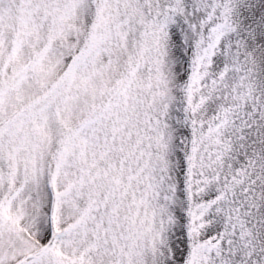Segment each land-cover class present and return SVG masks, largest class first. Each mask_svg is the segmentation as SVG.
Wrapping results in <instances>:
<instances>
[{
	"label": "snow or ice",
	"instance_id": "obj_1",
	"mask_svg": "<svg viewBox=\"0 0 264 264\" xmlns=\"http://www.w3.org/2000/svg\"><path fill=\"white\" fill-rule=\"evenodd\" d=\"M0 264H264V0H0Z\"/></svg>",
	"mask_w": 264,
	"mask_h": 264
}]
</instances>
